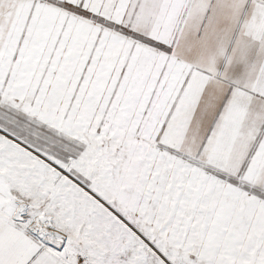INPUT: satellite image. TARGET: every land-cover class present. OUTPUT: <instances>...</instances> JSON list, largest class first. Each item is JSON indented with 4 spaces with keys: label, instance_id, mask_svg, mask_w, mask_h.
<instances>
[{
    "label": "snow or ice",
    "instance_id": "1",
    "mask_svg": "<svg viewBox=\"0 0 264 264\" xmlns=\"http://www.w3.org/2000/svg\"><path fill=\"white\" fill-rule=\"evenodd\" d=\"M0 264H264V0H0Z\"/></svg>",
    "mask_w": 264,
    "mask_h": 264
}]
</instances>
